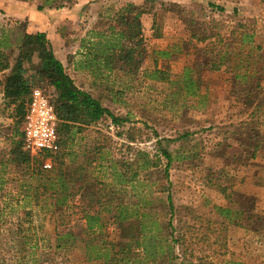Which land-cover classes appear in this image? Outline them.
<instances>
[{
	"label": "rangeland",
	"instance_id": "rangeland-1",
	"mask_svg": "<svg viewBox=\"0 0 264 264\" xmlns=\"http://www.w3.org/2000/svg\"><path fill=\"white\" fill-rule=\"evenodd\" d=\"M22 1L27 4V13L18 16L9 14L7 0H0L1 47L6 45L5 50H16L22 32L44 31L75 84L99 97L105 106L125 116L127 121L116 127L109 118H103L95 124H80L76 129L69 148L71 155L65 159L63 169L71 172L73 189L77 192L68 206H62L56 199H42L39 184H44L45 179L31 173L30 165L12 160L14 155L9 153L12 141L22 137L12 135L13 106H6L0 93V264H102L93 256L115 250L123 240L120 227L110 218L119 205L116 201H133L138 195L145 196L150 200L151 209L144 210L149 211L151 218H168L163 216L165 206L159 202V198L165 200L166 193H159L158 185L169 186L173 223L177 226L187 220L190 213L224 221L218 207L230 206L234 217L237 215L235 205L249 208L247 201L242 206L240 202L233 203L216 186L206 183L207 176L213 183L228 186L226 191L233 200L238 199V194L253 195L257 203L264 206V187L254 184L255 177L264 174V145L257 158L245 160L239 156L241 151H247L248 142L264 136V90L257 109L245 107L230 89L223 72L202 71L199 74L201 86L205 87L203 90L209 98L206 107L174 105L170 80L193 57L190 53L159 59L156 67L161 70V78L158 80L143 79L140 71L133 75L119 70L97 72L90 66L92 54L88 40L95 39L93 33L107 31L108 26L122 28L125 17L118 13L119 8L127 1L138 0H63L59 8L45 5L42 10H37L36 5L43 0ZM163 1L175 2L184 12L178 17L177 12L165 18L158 15L159 28L155 34L151 28L152 15L141 16L142 33L147 40L146 55L152 48H164L185 36L184 18L207 20L212 16L228 20L235 9V18H253L256 27L264 26V0ZM209 2L223 6L224 11L217 13ZM38 60L36 52L34 65ZM146 64L152 65L148 56L140 68ZM39 89L48 95L47 89ZM182 134L186 135L181 137ZM158 140L173 155L168 169L169 185L156 169L140 172V178L152 183L144 191L141 187L131 190L113 184L112 170L107 167L111 162L106 160H115V169L120 170L118 160L133 158L134 148L150 155L158 154ZM178 156L182 157L177 159ZM160 158L163 165L165 159ZM93 191L95 195L106 192L107 198L113 199V209L107 211L100 206L95 196L91 199ZM46 192L54 196L52 190ZM142 208L140 205L139 210ZM96 210L103 220L101 227L94 225L88 230L83 212L92 214ZM225 235L227 248L234 253V258L243 264H264V232L255 233L248 227L228 223ZM108 242H113V247Z\"/></svg>",
	"mask_w": 264,
	"mask_h": 264
},
{
	"label": "trees",
	"instance_id": "trees-1",
	"mask_svg": "<svg viewBox=\"0 0 264 264\" xmlns=\"http://www.w3.org/2000/svg\"><path fill=\"white\" fill-rule=\"evenodd\" d=\"M53 1L43 0L42 4L36 5V9L42 10L45 5L56 8L62 6L63 0H55L56 3ZM209 3L216 8L217 13L224 11L223 6ZM175 12L177 17L184 12L175 2L127 1L118 10V13L125 17L124 26L120 29L108 26L107 31L94 32L92 36H95V39L88 40L89 52L92 54L90 66L97 69V72L119 70L133 75L140 71L143 79L158 80L161 78V70L156 67L159 59L176 58L190 53L193 57L183 64L175 78L170 80L174 89L171 92L174 105L180 103L181 106L204 109L209 98L203 90L205 87L201 86L202 78L199 74L202 71H220L224 73L225 81L240 97L245 107L257 109L261 105V91L264 90V26L256 27L253 18H235V9L233 17L228 20L212 16L207 20L184 18L187 30L185 36L164 48H152L146 55L147 40L142 33L141 16L147 13L152 15L151 28L155 34L159 28L156 24L157 16L165 18ZM19 37L16 50H5L6 45H0V93L6 106H13L12 135L22 137L19 125L22 123L25 104L31 90L38 87L48 90L47 97L57 118L56 130L60 138L59 148L53 152L30 155L21 138L12 141L9 153L14 155L12 160L30 165L28 168L31 173L45 179L44 184H39L43 190L42 199H56L60 205L68 206L77 190L73 189L75 183L71 172L64 170L63 166L65 159L71 155L69 148L76 129L80 124H95L103 118H109L111 124L118 127L127 121V118L115 114L99 97L75 84L63 62L53 51L44 31L22 32ZM36 52L39 60L37 65H34L33 55ZM145 56L151 59L152 65L146 64L140 68ZM117 133L122 134L119 131ZM184 135L186 134L181 137ZM132 140L133 137H130L129 141ZM262 145L264 136L256 138L252 143L248 142L247 151H241L239 156L245 160L257 158ZM157 148L158 154L153 155L134 148L133 158L118 160L120 170L115 169V160H106L111 162L107 167L112 170L113 184L131 190L141 187L144 191L145 187H150L152 183L147 182V178H140V172L149 173L150 169H156L161 171V177L169 185L168 169L173 155L162 147L161 140L157 141ZM161 156L165 159L163 165L160 163ZM46 157L51 158L50 168L42 166ZM181 157L178 156L177 159ZM205 180L225 193L233 203L240 202L242 206L247 201L249 208L235 205L237 215L234 217L230 214V206L218 207L219 213L225 218L224 221L190 213L188 219L177 226L173 223L174 207L169 186L158 185L156 190L166 193L165 200L159 198V202L165 206L163 216L168 218H151L149 211L144 210L149 208L150 204V200L145 196L138 195L135 200L127 202L115 200L119 205L110 218L120 227V237L123 240L115 250L108 253L98 252L93 259H100L102 264H243L241 260L234 258V253L229 252L227 248V224L248 227L255 233L264 232V206H260L253 195L238 194V199L233 200L234 197L230 198V192L226 191L228 186L213 183L209 176ZM254 184L264 187V174L256 176ZM47 189L52 190L54 196L46 192ZM91 195V199L95 196V201L107 211L113 209V199L107 198L106 192H96L95 195L93 191ZM37 201L36 195L35 202ZM140 205L143 207L142 211L139 210ZM98 213L97 210L92 214L83 212L88 230H92L94 225L101 227L103 220H100ZM65 234L69 236L68 232ZM108 243L113 247V242Z\"/></svg>",
	"mask_w": 264,
	"mask_h": 264
},
{
	"label": "built area",
	"instance_id": "built-area-1",
	"mask_svg": "<svg viewBox=\"0 0 264 264\" xmlns=\"http://www.w3.org/2000/svg\"><path fill=\"white\" fill-rule=\"evenodd\" d=\"M57 118L47 95L39 88H33L21 123L24 147L30 155L53 152L59 148V133L56 130ZM50 157L43 160V168H50Z\"/></svg>",
	"mask_w": 264,
	"mask_h": 264
},
{
	"label": "crops",
	"instance_id": "crops-1",
	"mask_svg": "<svg viewBox=\"0 0 264 264\" xmlns=\"http://www.w3.org/2000/svg\"><path fill=\"white\" fill-rule=\"evenodd\" d=\"M8 2V7L7 10L9 12V14L11 15H26L27 13V4L25 3V1L22 0H7ZM7 2H4L3 4H6Z\"/></svg>",
	"mask_w": 264,
	"mask_h": 264
}]
</instances>
